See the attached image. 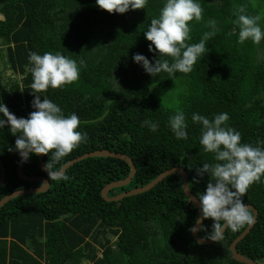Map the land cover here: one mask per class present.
Wrapping results in <instances>:
<instances>
[{
	"label": "trees",
	"instance_id": "trees-1",
	"mask_svg": "<svg viewBox=\"0 0 264 264\" xmlns=\"http://www.w3.org/2000/svg\"><path fill=\"white\" fill-rule=\"evenodd\" d=\"M165 0H148L145 9L124 14L101 9L96 0H0V101L18 118H28L35 109L29 53L59 52L80 67L79 79L62 88L39 93L76 113L85 143L53 169L85 153L100 149L130 156L137 172L127 186L109 196L145 186L162 172L181 166L197 197L206 190L210 177H199L196 168L213 164L214 155L203 151L200 128L193 113L213 118L227 112L229 126L238 130L242 143L257 146L264 141V40L238 43L239 27L233 21L240 7L247 15L264 17V0H199L203 19L189 22L191 39L198 43L212 29L209 49L191 73L174 77L162 72L146 73L133 57L137 53L154 62L144 35L151 20L159 16ZM264 29V18L260 21ZM5 47V48H4ZM6 51V53H5ZM81 61L83 62L81 64ZM171 61V58H169ZM4 70L14 76L5 78ZM17 74L21 79H14ZM182 110L189 125L187 140L172 133L169 117ZM6 119V118H5ZM145 120L157 122V132ZM10 126L0 129V156L6 180L0 200L15 190L38 187L19 178L21 159L15 150ZM264 147V145H260ZM10 149H12L10 151ZM27 175H44L38 155L24 163ZM130 166L119 159L93 157L71 166L67 181L50 179V188L10 200L0 211V264H245L236 261L232 242L248 227L227 229L214 244L201 245L190 228L199 217L182 188V177L171 175L151 190L108 202L103 188L124 180ZM198 198V197H197ZM244 202L257 208V223L238 243L237 250L264 261V178L250 186ZM213 220L204 219L207 239Z\"/></svg>",
	"mask_w": 264,
	"mask_h": 264
},
{
	"label": "clouds",
	"instance_id": "clouds-1",
	"mask_svg": "<svg viewBox=\"0 0 264 264\" xmlns=\"http://www.w3.org/2000/svg\"><path fill=\"white\" fill-rule=\"evenodd\" d=\"M147 3L148 0H96L101 9L120 14L130 9H145ZM202 14L199 0H165L159 16L151 20L144 32L146 39L151 41L149 51L159 58L154 57L153 62L137 53L133 60L152 77L162 72L168 73L170 77H174L177 72L191 73L196 62L205 53L208 54L207 41L217 31L215 21H209L208 27L212 30L205 32L198 43L186 42L191 39L189 22L201 21ZM234 14L237 19L233 23L239 27L238 43L250 40L259 45L264 40V29L260 23L264 17L245 14L244 6H240ZM29 62L32 65V107L35 111L28 118H18L0 101V129L10 126L11 133L17 136L15 150L25 162L31 155L44 154L50 155L54 164H59L81 143L87 141L88 134L79 130L81 121L76 113L66 116L51 99L43 96L41 101L39 93L46 92L50 87L57 89L76 82L80 67L76 60L59 52H45L43 55L30 52ZM191 120L201 126L199 142L203 151L212 153L216 161L213 164L204 163L202 167L196 168V172L201 178L205 174L210 177L206 190L197 197L202 219L211 218L214 222L207 239L218 241L226 229L237 231L255 223L253 211L243 197L252 184L264 178V147L260 146L264 145V141H258L257 146L242 143L241 133L228 124L230 116L227 112L215 114L211 119L193 113ZM141 126H147L152 132H157L159 128L158 123L151 120L142 121ZM168 126L178 140L188 139L189 125L182 110L169 117ZM53 163L48 162L45 166L50 179L67 181L69 176L63 167L53 169ZM200 220L198 218V225ZM200 230L207 231L206 228L196 226L189 229L192 233Z\"/></svg>",
	"mask_w": 264,
	"mask_h": 264
},
{
	"label": "water",
	"instance_id": "water-1",
	"mask_svg": "<svg viewBox=\"0 0 264 264\" xmlns=\"http://www.w3.org/2000/svg\"><path fill=\"white\" fill-rule=\"evenodd\" d=\"M38 157H39L41 169H42L44 175H38V176L27 175L23 171V166H24L25 161L22 158L20 159V161L18 163L17 173H18V176L21 180L29 182V183L41 182V185L38 187H27L24 189L15 190L12 193L7 194L0 201V211H1L2 207L12 199H15L17 197L24 196V195H29V194L44 193V192L49 190L51 182L48 178L49 177L48 172L45 169L46 163L44 161V154H39ZM93 157L115 158V159H119V160L126 162L130 166L131 171H130V174L128 175L127 178H125L124 180L113 181V182L107 184L103 188L102 197L108 202H112V201L117 202V201L122 200L125 197L134 196V195H138V194L147 192V191L151 190L152 188H154L156 185H158L160 182H162L166 177H169L171 175H180L182 177V188L184 190V193H185L186 197L189 199V201L191 202V204L198 210V214H199L198 218H201L200 224L198 225L196 222L195 226L198 228L202 227V225L204 223V219H202V213L200 211L198 198L193 194V192L191 190V187L189 185V180H188V178H189L188 173L183 167H181V166L172 167V168L162 172L161 174H159L154 180H152L150 183H148L145 186H141V187H138V188H135L132 190H128V191L122 192L118 195L110 197L109 192L112 189L127 186L128 184H130L132 182V180L135 177L136 172H137L134 161L130 156H128L124 153H120V152L118 153V152L110 151L107 149H100V150H95L92 152L85 153L81 156H78L74 159H71L70 161H68L63 166V170L66 172L74 164H76L82 160H85L88 158H93ZM5 180H6V167H5L4 162L0 156V189L4 186ZM249 207L253 211L255 223L250 225V226L248 225V227L241 233V235L238 236L232 242V244L230 245V250L233 254V258L238 262L245 263V264H262V263H259L255 260L245 256L244 254H242L241 252H239L237 250L238 243L240 241H242L250 233V231L254 228V226L258 220L259 212H258L257 208L253 205H249ZM226 230H225V232H226ZM199 232L200 231H197L196 233H192L194 239L199 244L209 245V244H214L215 242H217V241H212L210 239H205V238L201 237L199 235Z\"/></svg>",
	"mask_w": 264,
	"mask_h": 264
},
{
	"label": "rangeland",
	"instance_id": "rangeland-1",
	"mask_svg": "<svg viewBox=\"0 0 264 264\" xmlns=\"http://www.w3.org/2000/svg\"><path fill=\"white\" fill-rule=\"evenodd\" d=\"M0 19H4V16L1 15V14H0ZM0 48H2V46H0ZM4 48H5V47H4ZM5 53H6V51H5ZM2 70H3V73H4L5 78H9L11 75L14 76V74H13L12 71H10V70H4L3 67H2ZM19 76H20V75L17 74V77H12V78H14V79H18ZM20 79H21V78H20ZM262 264H264V261L262 262Z\"/></svg>",
	"mask_w": 264,
	"mask_h": 264
},
{
	"label": "flooded vegetation",
	"instance_id": "flooded-vegetation-1",
	"mask_svg": "<svg viewBox=\"0 0 264 264\" xmlns=\"http://www.w3.org/2000/svg\"><path fill=\"white\" fill-rule=\"evenodd\" d=\"M49 178V177H48Z\"/></svg>",
	"mask_w": 264,
	"mask_h": 264
}]
</instances>
